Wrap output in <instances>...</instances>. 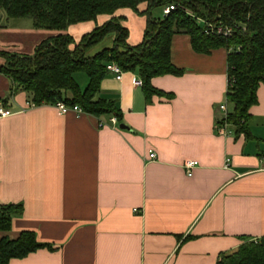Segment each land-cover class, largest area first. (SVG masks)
Returning a JSON list of instances; mask_svg holds the SVG:
<instances>
[{
    "label": "crops",
    "instance_id": "0c3cea01",
    "mask_svg": "<svg viewBox=\"0 0 264 264\" xmlns=\"http://www.w3.org/2000/svg\"><path fill=\"white\" fill-rule=\"evenodd\" d=\"M160 10L152 14L159 17ZM114 15L124 17L127 42L139 43L145 15L130 8ZM108 17L64 31L77 42ZM56 33L0 13V49L31 54ZM113 38L106 35L88 54ZM226 56L224 47L197 52L188 34L174 33L170 60L183 71L152 77L160 93L148 98L136 71L120 78L106 71L94 98L114 101L116 124L108 120L113 114L29 105L26 92L0 72V103L12 110L0 117V204H22L0 237L30 230L52 246L8 264H216L220 254L264 235V85L248 109L247 133L234 134L228 125L231 133L219 134ZM73 77L84 88L86 74ZM185 160L197 162L190 174Z\"/></svg>",
    "mask_w": 264,
    "mask_h": 264
},
{
    "label": "trees",
    "instance_id": "16d2710c",
    "mask_svg": "<svg viewBox=\"0 0 264 264\" xmlns=\"http://www.w3.org/2000/svg\"><path fill=\"white\" fill-rule=\"evenodd\" d=\"M144 3L145 8L138 10ZM174 3L176 8L165 16H154L152 10ZM119 8H130L145 15L142 40L134 45L127 42L128 30L124 17L114 15ZM4 19L28 18L35 28L54 29L58 33L40 40L31 54L0 49L4 63L0 72L14 87L22 88L33 105L62 101L77 105L83 112L100 116L119 110L112 99L97 97L99 83L106 64L115 63L122 71H136L146 98L160 93L150 83L152 77L163 74L180 75L182 69L170 60V41L174 33L189 35L192 48L209 52L216 47L227 51V88L225 102L230 107L216 128L227 122L233 133H247L249 107L256 102V88L264 85V0H0ZM100 14L109 17L76 42L66 28L78 22L95 20ZM228 25L229 35L205 32L204 23ZM113 34L109 47L88 54L90 47L106 35ZM81 70L87 83L80 88L73 77ZM22 212V204H0V230L10 228L11 219ZM51 249L48 243L36 239L33 231L22 230L15 238L0 237V264L10 258L24 257L38 248ZM216 264H264V235L244 240L236 250L222 253Z\"/></svg>",
    "mask_w": 264,
    "mask_h": 264
},
{
    "label": "built area",
    "instance_id": "2783aa9c",
    "mask_svg": "<svg viewBox=\"0 0 264 264\" xmlns=\"http://www.w3.org/2000/svg\"><path fill=\"white\" fill-rule=\"evenodd\" d=\"M175 8H176V5L174 3H169V4L162 6L161 10H160V16H165L169 11H171ZM197 21L200 23H204V26H205L204 31L205 32L211 31V32H214L216 34L229 35L233 31L232 27L228 26V25H216L215 26V25H212L211 23H205L201 19H198ZM105 67H106V70L109 72H112L116 78L121 77L122 70L115 63L109 62L106 64ZM29 105H33V104L29 103ZM54 105L56 106V108L59 112H65L66 110H69V109H72V110L77 111V112L82 111L80 109V107H78L77 105L67 106L62 101H57L56 103H54ZM219 108L223 111L224 116H226L227 106H226L225 101L221 102L219 104ZM11 113H12V110L10 108L5 107L0 103V117L10 115ZM108 120L111 124L117 123L115 116L109 117ZM102 124H103V121H99V125H102ZM228 125L229 124L227 122H224L222 125H220L216 128L217 132L219 134H222V135L230 134L231 130L229 129ZM155 156L156 155H155L154 150L148 149L147 158L151 160V159H154ZM196 164H197V162L195 160H185L183 167L186 170V173L190 174L192 167H194Z\"/></svg>",
    "mask_w": 264,
    "mask_h": 264
},
{
    "label": "water",
    "instance_id": "95a60500",
    "mask_svg": "<svg viewBox=\"0 0 264 264\" xmlns=\"http://www.w3.org/2000/svg\"><path fill=\"white\" fill-rule=\"evenodd\" d=\"M118 126H119L120 128H126V125H125V124H122V123H120Z\"/></svg>",
    "mask_w": 264,
    "mask_h": 264
}]
</instances>
